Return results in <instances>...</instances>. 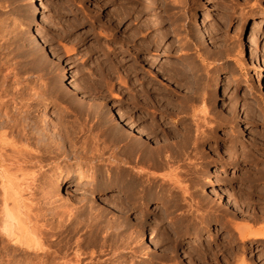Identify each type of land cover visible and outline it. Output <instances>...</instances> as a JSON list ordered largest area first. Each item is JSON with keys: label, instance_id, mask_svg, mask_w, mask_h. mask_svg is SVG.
Instances as JSON below:
<instances>
[{"label": "rangeland", "instance_id": "rangeland-1", "mask_svg": "<svg viewBox=\"0 0 264 264\" xmlns=\"http://www.w3.org/2000/svg\"><path fill=\"white\" fill-rule=\"evenodd\" d=\"M32 1L0 0V74L11 70L7 86L20 89L14 99L0 93V101L8 98L0 114L8 112L14 123L17 120L7 137L32 140L30 125L47 126L40 127L44 142L38 152L45 156L47 163L42 159L41 167L52 185L69 178L72 171L68 173L67 165L74 170L75 163L62 153L65 146L70 154L80 153L87 143L89 149L95 143L105 149L98 146L101 158L85 165L92 186L75 192L80 203L71 210L48 205L47 214L61 221V227L48 257L36 260L44 257L45 262L60 263L82 254L84 261L95 264H239L237 256L245 258L251 244L256 261L264 264V237L254 235L264 229V0H187L184 9L173 7L176 14L170 10L175 17L165 37L145 23L153 21V11L144 12L140 21L123 19L121 2L136 5L131 0ZM190 12L200 20L202 43L191 32ZM229 79L232 85L226 84ZM215 89L219 105L227 106V116L217 112L212 101ZM100 102L108 107L100 108ZM109 107L113 114L104 111ZM204 107L206 113L201 111ZM197 119L202 125L198 134ZM106 120L108 128L101 126ZM117 121L119 127L144 131L147 139L126 132L117 135L113 128ZM19 125H27V131ZM244 125L246 133L238 135L237 127L244 131ZM188 131L197 140L185 147ZM136 141L146 148L139 152ZM210 168L218 173L208 188L213 197L205 202L191 199L185 190L204 194L194 181ZM100 186L118 187L128 199L100 194ZM216 191L234 202L238 211L232 213L214 200ZM117 210L125 215L126 228L119 223L107 227L108 221L121 220ZM209 221L216 228L202 233ZM140 224L147 230V243L157 241L158 250L153 244L147 248L146 241L134 246L138 244L134 230ZM238 226L240 231H235ZM107 233L112 237L104 240ZM194 234L199 236L191 238ZM130 244L135 247L132 251Z\"/></svg>", "mask_w": 264, "mask_h": 264}, {"label": "bare ground", "instance_id": "bare-ground-1", "mask_svg": "<svg viewBox=\"0 0 264 264\" xmlns=\"http://www.w3.org/2000/svg\"><path fill=\"white\" fill-rule=\"evenodd\" d=\"M32 1V0H30ZM131 1H134L136 3V5H130L128 2H124L122 3L121 2V15L123 16V19H134L133 21H140L143 17H144V12L146 11H153V14L152 16L154 17L153 21L152 20H149L147 19L145 21V23L147 24V26L149 25L152 26L153 28H155L157 31H158V36L159 37H165V36H168L169 34V30H170V22H172V20L174 19L175 16L172 17V15L170 14V10L174 8L177 9V7L180 6V8L184 9V5H186V1L187 0H131ZM34 1H32L33 3ZM130 2V1H129ZM38 3V2H37ZM41 3V2H40ZM43 3V2H42ZM38 5V4H37ZM40 5V4H39ZM43 5V4H42ZM45 7V6H44ZM38 7L35 6L34 9H37ZM43 8V7H42ZM190 8V7H189ZM194 10V8L192 9ZM191 10V11H192ZM34 11V10H33ZM38 11H39V8H38ZM175 10L173 9V13ZM179 11V10H178ZM119 12V10L117 11ZM177 12V11H176ZM180 12V11H179ZM184 13L186 11H183ZM118 13V14H120ZM187 13V12H186ZM35 14V13H34ZM116 14V13H115ZM114 14V15H115ZM117 14V15H118ZM176 14V13H175ZM189 14V13H188ZM204 14V13H203ZM187 15V14H186ZM202 15V14H201ZM120 16V15H119ZM190 18L193 19V22L192 25L190 26V29H191V32L194 34V37H196V39L202 43L204 42V37L202 36L203 33L199 30V26H200V23H199V19H197V16L194 15L193 12H190L189 14ZM263 16V15H262ZM33 17H35L33 15ZM39 17V16H38ZM116 17V16H115ZM114 17V18H115ZM118 17V16H117ZM259 17V16H258ZM202 18V17H201ZM42 19V17H41ZM40 19V20H41ZM119 19V18H118ZM117 19V20H118ZM121 19V17H120ZM203 19V18H202ZM37 20V19H36ZM135 21V22H136ZM170 21V22H169ZM120 22V21H119ZM122 22V21H121ZM204 19L202 20V23H204ZM255 22V21H254ZM134 23V22H133ZM143 23V22H142ZM141 23V24H142ZM170 23V24H169ZM257 23V22H256ZM38 24V23H37ZM144 25V23H143ZM255 25V24H254ZM257 25V24H256ZM38 26V25H37ZM37 29V28H36ZM39 29V28H38ZM137 29V28H136ZM142 29V25L140 26V31ZM149 29V28H148ZM143 30H145L143 28ZM40 31V30H39ZM137 31V30H136ZM135 31V33H136ZM256 31V30H255ZM37 32V31H36ZM35 32V33H36ZM142 32V31H141ZM41 33V32H39ZM38 33V34H39ZM134 33V34H135ZM138 33V32H137ZM32 34V33H31ZM37 34V35H38ZM139 34V33H138ZM136 35V34H135ZM251 35V34H250ZM249 35V36H250ZM255 35V33H254ZM33 36H35L33 34ZM39 36V35H38ZM41 36V35H40ZM248 37V36H247ZM252 37V36H251ZM35 38V37H33ZM38 38V37H37ZM255 39V36L252 37ZM251 38V39H252ZM37 39L35 38V41ZM151 40V39H150ZM248 41V39H246ZM149 41V40H148ZM143 42V41H142ZM250 42V41H249ZM37 43V42H36ZM148 43V42H147ZM152 43V42H151ZM150 43V45H152ZM42 44V43H41ZM40 45V44H39ZM141 45V44H139ZM147 45V44H146ZM159 45V44H158ZM37 46V45H36ZM145 46V45H143ZM148 46V45H147ZM44 46H42L43 48ZM142 47V45H141ZM149 47V46H148ZM245 47V46H244ZM143 48V47H142ZM138 49V47H137ZM148 49V48H147ZM140 50V49H139ZM146 50V49H145ZM150 50V49H149ZM129 51V50H128ZM138 51V50H137ZM142 51V50H141ZM52 55V54H51ZM134 55V53H133ZM131 56V55H130ZM134 57V56H133ZM132 58V57H131ZM135 58V57H134ZM6 61V60H5ZM148 65H151L150 62L148 61L147 62ZM15 72V71H14ZM13 72V73H14ZM160 73L163 75L165 74L162 70L160 71ZM173 73V72H172ZM175 73V72H174ZM173 73V75H174ZM15 74V73H14ZM176 74V73H175ZM1 77H2V82L3 83H6L7 80L9 79V77L12 75V71L11 70H8L7 69V72H5L4 74H0ZM172 75V74H171ZM172 75V76H173ZM165 76V75H164ZM181 76V75H179ZM178 76V78H179ZM175 78V76H174ZM180 80V79H179ZM181 81V80H180ZM9 82V81H8ZM16 82V81H15ZM177 82V81H176ZM1 83L0 84V93H4L6 95H9L10 98H13L16 96V95H19V90H13L11 88H9L8 83L6 84H3ZM10 83V82H9ZM179 83V81H178ZM181 83V82H180ZM186 83V82H185ZM234 82H232V80H227V85H232ZM17 84V83H16ZM184 85V84H182ZM261 85V83H260ZM11 89V93H10V90ZM217 89V88H216ZM214 90V94L212 95V101L215 102V106L216 108V111L219 112L220 114L222 115H225L227 116L228 113H227V106L225 107V105L223 104L224 102H222L220 105H219V102L218 100H220V93L219 91L217 92V90ZM261 89V88H260ZM142 91V90H141ZM23 92V91H22ZM147 92V91H146ZM25 93V92H24ZM263 93V92H262ZM2 95V96H5V95ZM33 94V93H32ZM37 94V93H36ZM142 94V92H141ZM143 94H144V91H143ZM20 95H21V92H20ZM26 95V94H25ZM28 95V94H27ZM198 95V94H197ZM1 96V97H2ZM21 96H24L23 94ZM33 96V95H32ZM18 97V96H17ZM4 98H7V97H3L2 101H0V105L1 104H6L7 102L4 101ZM21 98V97H20ZM23 98V97H22ZM26 98V97H24ZM23 98V99H24ZM31 98V96H30ZM22 99V100H23ZM28 99V97H27ZM8 100V98H7ZM31 100V99H30ZM3 104V105H4ZM98 106L102 109H105L106 108V104H104L103 102H100L98 104ZM97 106V107H98ZM2 107V105L0 106ZM80 107V106H79ZM82 107V106H81ZM108 107V106H107ZM224 107V108H223ZM44 108V107H43ZM206 107H204L201 111L202 113L205 112L206 113ZM92 110V109H91ZM95 110V109H94ZM209 110V109H208ZM5 111V110H4ZM7 111V110H6ZM21 111V110H20ZM104 111H109L112 113V110H110V107H109V110H104ZM22 112V111H21ZM27 112V111H26ZM10 113V112H9ZM18 113V112H17ZM20 113V112H19ZM23 113V112H22ZM40 113V112H39ZM103 113V112H102ZM117 113V112H116ZM121 113V112H120ZM14 114V113H13ZM113 114V113H112ZM119 114V112H118ZM198 114V113H197ZM15 115V114H14ZM21 115V114H19ZM26 115V114H25ZM207 115V114H206ZM45 116V115H44ZM114 116V115H113ZM120 115H118L119 117ZM14 117V116H13ZM12 116H10L8 114V112H3L2 114H0V264H95L93 263L91 260H88V261H84V258L82 256V254H78L76 255V257H74V260H68V259H65V260H62V262H52L49 261L50 263H48V260L47 262H45L44 260V257H48V255L50 254L51 252V246H53L54 243V240H55V235L56 233L58 232L59 228L61 227V221H57L55 222V219H51L49 217V209L50 208H47L48 205H51V204H54L56 206V208L60 207V208H63V209H68V210H71L73 208V206H75L76 204L80 203V201L78 200H75L76 197L78 196V194H75V192H78V191H81L84 192L83 190L85 189H91V183H92V179L91 177L88 176V171L89 169H87V167L85 166L86 163H88L89 161H92L91 159L93 158H101V155L102 153L99 151V149H103L102 147H99L97 146V144L99 143H95V145H92L90 146L91 148L89 149V143H87V146L85 149H83L80 153L76 154L73 152V154H70V153H67L66 151V146H65V151H63V155L67 158H70L72 159V161L75 163L73 167L74 170L71 169V165H67V169H68V173L70 171H72V173L70 174L69 178L66 180V181H58L56 182L57 184L55 185H52V184H49V180H47L46 178V175L44 172H47V171H43L44 169L41 167L44 165H42V161L44 160V162L47 163V161H45V156L43 158V155L42 154H39L38 152V149L42 146V143L41 141L43 140L44 142V138L43 136H41L40 134L43 133L42 129H44L45 127H43L42 123H41V126H37V125H40L39 122L38 124L35 126L34 123H31V124H34V125H30V132L31 134L34 135L33 139L32 140H29L30 136H33L31 134H29V137L30 138H27V137H23L19 139L18 137V140L17 139H12L13 136L11 137H7L10 133L11 135V132L7 133V131H10L11 127L15 126V124L17 125V120H16V123H14V120L15 118H13ZM29 117V116H28ZM43 117V115H42ZM123 118V114L120 116ZM119 117V118H120ZM223 117V116H222ZM21 118V117H18V119ZM23 118V117H22ZM25 118V116H24ZM30 118V117H29ZM50 118V117H49ZM122 118L120 120H122ZM227 117H225L226 119ZM17 119V118H16ZM32 119V118H31ZM45 119V117L43 118V120ZM125 120V118H123ZM201 119V118H199ZM224 119V118H223ZM224 119V121H225ZM22 120V119H21ZM27 120V119H26ZM40 120V119H39ZM51 119H49L50 121ZM33 121V120H32ZM128 121V120H127ZM13 122V123H12ZM30 122V121H29ZM37 122V121H36ZM54 122V121H53ZM110 122V121H109ZM194 126H196V128L193 130L194 132H196V134H198L201 130V124H200V120H196L194 121ZM205 122V121H204ZM21 123V122H20ZM48 123V122H47ZM118 123V126H113L116 127V132H117V135L119 133L120 136H122L123 134H126L129 135L130 137H136L138 136L139 138H144V139H147V135L145 134L144 131L142 130H138L136 128V126H134V128L137 129L136 132H134V130H130V129H125V127L121 126L119 127V122L117 121ZM131 126L133 125L131 122H128ZM127 122L125 123L128 124ZM108 123H107V120L106 122H104L101 126L102 127H107L106 126ZM112 124V123H111ZM124 124V123H122ZM24 125V124H23ZM23 125H19V127L21 126V131L23 130V132H26V126H23ZM28 125V126H29ZM46 125V124H45ZM48 125V124H47ZM110 125V124H109ZM129 125V126H130ZM51 126V125H50ZM130 126V127H131ZM239 126V124H238ZM245 126V125H244ZM17 127V128H19ZM40 127H43L42 129ZM112 127V126H111ZM122 127V129H121ZM128 127V126H127ZM133 127V126H132ZM28 128V127H27ZM29 128V129H30ZM49 128V126H48ZM47 128V129H48ZM53 128V127H52ZM191 128V127H190ZM247 129V126L243 127L242 130L244 131H240V128L237 127L236 129V133L239 135V134H244L246 133V129ZM112 129V128H111ZM123 129H124V132H123ZM189 129V128H188ZM193 129V128H192ZM12 130V129H11ZM19 130V129H18ZM41 130V131H40ZM104 130H107V133L110 135V131L109 129H103ZM190 130V129H189ZM45 131V130H44ZM114 130H112V133H113ZM187 131V130H186ZM16 132V130H15ZM20 132V131H19ZM56 132V130H55ZM189 133L192 132V131H188ZM186 132L185 135L188 133ZM202 132V131H201ZM200 132V133H201ZM17 133V132H16ZM46 133V131H45ZM44 133V135H45ZM49 133V132H48ZM47 133V134H48ZM53 133V132H52ZM59 133V132H58ZM106 133V132H105ZM115 133V131H114ZM184 133V132H183ZM193 133V132H192ZM192 133H190L189 135H187L186 137V140H187V143H185V147L187 144H189L190 142H192L193 144L196 142L197 138H195L197 135H195V137L192 135ZM28 134V133H26ZM9 135V136H10ZM14 135V134H13ZM22 135H25L24 133ZM54 135V134H52ZM21 136V134H20ZM27 136V135H26ZM55 136V135H54ZM108 136V135H107ZM112 136L111 138H115L116 137V134L114 135H110ZM49 137V136H48ZM16 138V137H14ZM95 138V137H94ZM121 138V137H119ZM138 138V139H139ZM185 138V136H184ZM10 139H12L10 141ZM48 139V138H46ZM51 139V138H50ZM61 139V138H60ZM64 139V138H63ZM127 139V138H126ZM182 139V138H181ZM14 140V141H13ZM53 141V139H51ZM47 141V140H46ZM45 141V142H46ZM51 141V142H52ZM56 141V140H54ZM104 141V140H103ZM118 141V140H117ZM130 141V140H129ZM135 141V140H134ZM138 141V140H137ZM137 141L135 143V148H138V151L139 150H143V148L145 149L146 147H143L144 145H139L137 146ZM189 141V142H188ZM48 142V141H47ZM46 142V144H48ZM94 142V141H93ZM96 142V141H95ZM141 142V141H140ZM186 142V141H185ZM55 143V142H54ZM60 143V142H59ZM62 143V142H61ZM113 143V142H112ZM139 143V142H138ZM191 143V144H192ZM45 144V143H43ZM51 144V143H50ZM65 144V143H64ZM64 144H61L62 146ZM94 144V143H92ZM141 144V143H140ZM184 144V141L183 143ZM52 145V144H51ZM60 145V144H58ZM111 145V144H110ZM134 145V144H133ZM190 145V144H189ZM32 146L34 149L32 150V147L31 148H27V147H30ZM40 146V147H39ZM45 146L46 148V145H43ZM49 146V144L47 145ZM53 146H56L55 144ZM184 147V145H182ZM181 146V147H182ZM57 147V146H56ZM103 147L105 148V145H103ZM107 147V146H106ZM132 147V148H134ZM184 147V148H185ZM43 148V147H42ZM49 148V147H48ZM64 148V147H63ZM75 148V147H74ZM134 148V149H135ZM159 149V148H158ZM163 149V148H162ZM208 150H211V147L210 148H207ZM48 150V149H47ZM46 150V151H47ZM58 150V149H57ZM71 150V149H70ZM73 150V149H72ZM105 150V149H103ZM148 150V149H147ZM166 150V149H165ZM164 150V151H165ZM207 150V152H208ZM42 151V149H41ZM40 151V152H41ZM51 152L53 153L52 150H48L47 152ZM146 151V150H145ZM143 151V152H145ZM160 151V149H159ZM163 151V150H162ZM163 151V152H164ZM104 152V151H103ZM134 152V151H133ZM131 152V153H133ZM140 152V151H139ZM143 152L141 151V154L143 155ZM149 153V151H147ZM156 152V151H154ZM158 152V151H157ZM162 152V153H163ZM46 153V152H45ZM49 154V153H48ZM136 154V153H135ZM140 154V155H141ZM147 154V153H146ZM151 154V153H150ZM52 155V154H51ZM49 155V156H51ZM139 155V156H140ZM148 155V154H147ZM151 155H154V154H151ZM155 155H158V154H155ZM160 155V154H159ZM158 155V157H160ZM104 156V155H103ZM146 157V155H144ZM143 157V156H142ZM157 157V158H158ZM170 157V155H168V158ZM47 158V157H46ZM51 158V157H50ZM148 158V157H147ZM151 158H154L153 156ZM43 159V160H42ZM94 159V160H95ZM140 159V158H139ZM50 160V159H49ZM98 160V159H96ZM166 161H168L166 159ZM165 161V162H166ZM169 162V161H168ZM39 163V164H37ZM50 163V162H49ZM167 163V162H166ZM41 164V165H40ZM165 164V163H164ZM38 165V169L36 170L35 166ZM89 165V164H88ZM32 166L35 167L34 170L30 169ZM46 166V165H45ZM48 166V165H47ZM46 166V167H47ZM51 165H49L50 167ZM208 166L209 167H212L214 166V164L212 163V161H208ZM12 167V169H11ZM31 170H29L28 169ZM45 167V168H46ZM70 168V170H69ZM10 169L13 171L12 173H10V175L7 174V172L10 171ZM43 169V170H42ZM51 169V168H50ZM28 170V171H27ZM49 170V169H48ZM19 172V173H18ZM51 172V170H50ZM50 172H49V175H50ZM74 172V173H73ZM48 173V172H47ZM56 173V172H55ZM62 173V170H60V173L58 174H61ZM67 173V171L65 172ZM67 173V174H68ZM203 173V172H202ZM218 173H216V170H212V168L204 171V173L202 174V176L199 178V179H196L194 182H195V185L198 187V189H200L201 192H203L204 194H196L195 192L193 191H188V190H185L186 193H188L189 197L191 199H195L196 200V197H199V199H203L204 202L205 200L208 201V198L210 197H213V194L211 193V191L208 190V188H210L211 186H213L214 184V180H215V177L217 176ZM7 175L10 177L7 178ZM172 175V174H171ZM51 176H52V173H51ZM58 176V175H57ZM62 176V175H61ZM170 177V176H168ZM173 177V176H171ZM57 178V177H56ZM61 178V177H60ZM64 178V177H63ZM46 179V181H44ZM49 179V178H48ZM169 179V178H167ZM55 180V179H54ZM172 180V179H171ZM48 181V182H47ZM51 181V180H50ZM170 181V180H169ZM53 182V181H52ZM102 183V182H101ZM122 184V182H120ZM43 184H45L43 186ZM47 184V185H46ZM51 185V186H50ZM124 186V185H123ZM122 186V187H123ZM116 187V186H115ZM121 187V188H122ZM124 188V187H123ZM224 188V187H223ZM124 190V189H123ZM214 190V188H213ZM220 190V189H219ZM222 190V189H221ZM98 191L100 194L102 193H111L110 196L112 197H116V199L118 198H124L125 196V192H123L120 188H109V187H105V186H100L98 187ZM224 191H226L224 189ZM26 193L27 195L26 196H23V193ZM221 192V191H220ZM37 193L39 194L37 195ZM215 193V196L217 197H214V200H216L217 202L219 203H222L224 205V207L228 208L230 211L233 212H237V207L236 205L234 204V202H231V201H228V200H225L221 197V194L219 192H214ZM217 193V194H216ZM37 195V197H36ZM55 195V197L57 198H52L53 196ZM109 195V194H108ZM127 195V194H126ZM39 196V197H38ZM229 197V196H228ZM102 198V197H101ZM104 198V197H103ZM102 198V199H103ZM128 199V197H126ZM124 198V199H126ZM222 198V199H221ZM77 199H79L77 197ZM119 199V200H120ZM123 199V200H124ZM227 199V198H226ZM229 199V198H228ZM104 200V199H103ZM130 200V199H129ZM230 200V199H229ZM108 201V200H107ZM126 201V200H125ZM145 201V200H144ZM192 201V200H191ZM109 202V201H108ZM148 203H151L152 201H146ZM155 202V201H154ZM158 202V201H157ZM106 203V202H105ZM104 203V204H105ZM111 203V202H109ZM52 205V206H54ZM113 205V204H112ZM147 205V204H146ZM113 207H116L113 205ZM59 208V209H60ZM109 208V207H108ZM110 210V209H109ZM114 210V208H113ZM111 211V210H110ZM118 211V210H117ZM120 211V210H119ZM118 211V212H119ZM48 213V214H47ZM47 214V215H46ZM52 214V213H51ZM58 214V213H57ZM120 214V212H119ZM121 216L120 219L121 220H117L115 222H111L108 221L107 222V227H111L114 226V224L117 225H121V226H127L128 224L126 223V217L124 214H120ZM48 216V217H47ZM51 217H53L51 215ZM263 217V216H262ZM118 219V218H117ZM63 220V219H62ZM119 223V224H118ZM130 225V224H129ZM133 225V224H132ZM193 227V226H192ZM126 228V227H125ZM194 229L197 228L196 226L193 227ZM215 224L214 222L212 221H209L207 222L202 228H201V232L202 233H207V232H211V231H214L215 229ZM136 230H134L135 232V242L138 243L136 245H134L135 247L138 246L137 248L141 247L143 245V241H146L147 243V230L146 228L144 227L143 224H140L138 227H135ZM240 226L236 227V230L235 231H240ZM106 230V229H105ZM264 230V229H263ZM260 231L257 233L255 232L254 235H259V236H262L264 237V231ZM107 231V230H106ZM196 231V230H195ZM253 232V231H251ZM250 232V233H251ZM99 234V232L97 233ZM112 233H107L105 234L104 236H102L104 238V240L108 239V237H112L111 235ZM115 234V233H114ZM197 234V232H196ZM196 234L192 235L191 238H194L196 239L199 235L196 236ZM200 234V233H199ZM253 234V233H252ZM58 235V234H57ZM96 235V234H95ZM185 234H183L184 236ZM98 237V235H97ZM113 237H115V235H113ZM152 237V236H151ZM188 237V236H187ZM111 239V238H110ZM113 240V239H112ZM151 239H149L150 241ZM111 241V240H110ZM115 241V240H114ZM152 241V240H151ZM132 243V242H131ZM151 243V242H150ZM114 244V242H113ZM148 244V247L147 248H150L152 249L151 245L153 244L155 247H157L156 249L154 250H158V243L157 241H152L151 244L147 243ZM133 244H130L129 246L127 247H130L131 251H132V248L134 246H132ZM140 245V246H139ZM153 246V247H154ZM134 247V248H135ZM146 247V246H145ZM249 250H248V254H246V257L243 258V255L241 256H237L238 258V262L239 264H258V262L256 261L257 257L255 258V255H254V249L251 248V244L248 246ZM128 250V249H127ZM135 250V249H134ZM134 252V251H133ZM32 253V256H30ZM183 253V252H182ZM40 255H43L44 257L42 259L44 260H36L37 257H39ZM239 255V254H238ZM29 256V257H28ZM63 257V256H62ZM65 257H63L64 259ZM61 261V260H60ZM178 264V263H177ZM260 264V263H259Z\"/></svg>", "mask_w": 264, "mask_h": 264}]
</instances>
